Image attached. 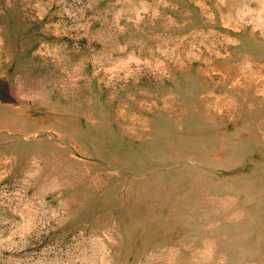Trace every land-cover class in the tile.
<instances>
[{"label":"rangeland","instance_id":"obj_1","mask_svg":"<svg viewBox=\"0 0 264 264\" xmlns=\"http://www.w3.org/2000/svg\"><path fill=\"white\" fill-rule=\"evenodd\" d=\"M0 264H264V0H0Z\"/></svg>","mask_w":264,"mask_h":264}]
</instances>
